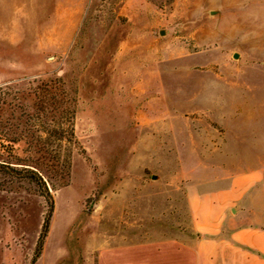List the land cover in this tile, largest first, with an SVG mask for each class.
<instances>
[{
    "label": "rangeland",
    "instance_id": "obj_1",
    "mask_svg": "<svg viewBox=\"0 0 264 264\" xmlns=\"http://www.w3.org/2000/svg\"><path fill=\"white\" fill-rule=\"evenodd\" d=\"M218 2L0 0V88L14 97L0 125L25 132L38 87L61 81L76 99V144L0 152L42 183L0 175V264H31L44 188L53 209L34 264H97L104 238L190 230L189 194L250 173L235 210L264 229V31L218 29Z\"/></svg>",
    "mask_w": 264,
    "mask_h": 264
},
{
    "label": "crops",
    "instance_id": "obj_2",
    "mask_svg": "<svg viewBox=\"0 0 264 264\" xmlns=\"http://www.w3.org/2000/svg\"><path fill=\"white\" fill-rule=\"evenodd\" d=\"M217 1V10L228 21L217 23L218 29L264 31V0H229L228 10L225 0ZM257 182L258 175L250 173L233 177L227 187L209 194H189L190 230L144 244L119 245L116 239L104 238L97 264H264V229L242 225L243 217L235 210Z\"/></svg>",
    "mask_w": 264,
    "mask_h": 264
},
{
    "label": "trees",
    "instance_id": "obj_3",
    "mask_svg": "<svg viewBox=\"0 0 264 264\" xmlns=\"http://www.w3.org/2000/svg\"><path fill=\"white\" fill-rule=\"evenodd\" d=\"M56 84H58V88H51V84L36 89V110L32 115L26 116L25 124H29V128L25 132L16 124H11V126L0 125V152L5 154L7 159L14 158L16 161L18 160L15 157V153L17 145L20 142H25L28 145L33 143L34 148L38 152H43L47 155H50L52 152L49 151L48 147L52 148L54 145L61 147L64 143L76 144L73 129L76 99L73 96V92V95L65 92L61 81H57ZM55 89L60 94H57ZM9 97L14 99L9 91L0 88V112L4 109V106H10ZM26 134L30 135L31 142L27 141ZM50 139H54V141ZM0 175H6L18 181L26 180L33 183L37 188L42 187V183L37 180L34 171L30 169H17L16 167H12L10 162L0 163ZM4 187L5 185L0 183V188ZM40 192H42L41 194L45 199L49 200V213L44 219L31 264H34L41 255L43 241L48 232L49 220L53 209V201L47 190L44 188Z\"/></svg>",
    "mask_w": 264,
    "mask_h": 264
},
{
    "label": "water",
    "instance_id": "obj_4",
    "mask_svg": "<svg viewBox=\"0 0 264 264\" xmlns=\"http://www.w3.org/2000/svg\"><path fill=\"white\" fill-rule=\"evenodd\" d=\"M236 56V55H235Z\"/></svg>",
    "mask_w": 264,
    "mask_h": 264
}]
</instances>
